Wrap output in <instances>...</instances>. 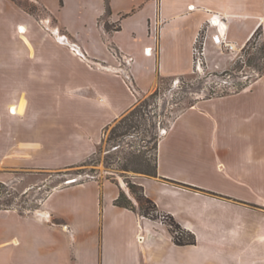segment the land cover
<instances>
[{"label": "crops", "instance_id": "1", "mask_svg": "<svg viewBox=\"0 0 264 264\" xmlns=\"http://www.w3.org/2000/svg\"><path fill=\"white\" fill-rule=\"evenodd\" d=\"M31 1L54 21L53 31L0 0V181L10 184L21 179L15 174L65 169L93 155L104 131L140 98L192 73L202 29L207 66L220 70L264 27V0ZM216 15L233 51L212 40L208 23ZM156 156L157 176L136 174L131 182L192 233L194 245H176L162 220L116 205L121 192L136 203L122 180L92 178L50 189L33 213L0 209V264H264V231L195 234L173 208L177 195L230 208L264 201L242 190L255 181L264 191V178L257 179L264 171V75L182 109ZM44 182L30 186L40 190Z\"/></svg>", "mask_w": 264, "mask_h": 264}, {"label": "rangeland", "instance_id": "2", "mask_svg": "<svg viewBox=\"0 0 264 264\" xmlns=\"http://www.w3.org/2000/svg\"><path fill=\"white\" fill-rule=\"evenodd\" d=\"M9 1L20 7L25 14L33 16L39 21L43 29V24L48 21L50 30L53 31L54 21L49 18L45 10L35 1ZM208 26H211L210 23H208ZM260 29L258 36L254 40L255 44L264 43V27L260 26ZM204 30L202 29L198 35L197 47L207 39V33ZM16 32L20 34L19 26H17ZM69 44L72 49H75L76 44L74 41H70ZM221 50L223 53L229 52L224 47H221ZM255 52L254 49L249 50L246 55H243L241 51L235 52L233 60L227 61L229 63L220 70L207 66L204 53L201 60L202 66L199 70L194 68V72L185 78L161 83L154 91L145 94L138 100L134 107L137 108L134 109V114L138 116L139 127L130 129V135L109 142L108 139L111 136L112 130L120 125L122 119L120 118L104 131L101 142L96 148V151L99 152L91 155L83 163L60 170L37 172L29 176H23L22 174L24 173H18L13 177L21 179L14 182L15 185L0 181V207L2 209H15L23 213H33L39 210L40 203L45 197L46 192L65 185L66 181L75 178H79L77 183L92 178H114L122 180L127 185V182L132 181L131 176L139 174L135 170H144L147 166L154 165L157 142V139H154V134L158 133L161 136L163 131L169 128L174 117L188 106L187 102H193L216 93L233 94L238 92L237 90L240 87L248 86L257 79L256 70L246 65L247 58L254 55ZM212 56L213 61L219 58L215 52L212 53ZM239 60L243 63H241L242 68L237 70L236 67L240 65V63L238 65ZM260 65L264 68L263 61L260 62ZM225 71H229V74H226ZM145 101L149 103L148 113L150 121L154 126L150 134L146 132V130H149L148 121H143L139 114L140 107ZM116 142L121 143L122 147L120 149L114 148L110 152L109 146L114 145ZM263 178L264 171L259 170L257 179L263 180ZM40 181H45L43 188L40 190L31 188L30 185L32 183H40ZM252 182L254 183H249L248 185L242 184V190L245 191L246 196L250 197L253 195L257 197L256 194L263 196V189L261 187L257 188L255 181ZM177 196L179 197L174 202L173 208L180 217L193 226L194 233L204 234L206 230L210 229L229 231L238 229L239 227L258 230L259 234L264 231V201L262 200H249L247 201L248 205L242 204L235 208H230L228 205L216 206L199 198H189L183 195ZM132 198L135 201V197ZM184 205L188 206L184 207ZM134 206L137 208L136 203ZM224 212H236L237 215L231 218L227 216L228 214L224 215ZM238 213H241V215L238 216ZM158 219L162 220L169 227V221L165 217L160 216ZM242 242L245 243L244 245L249 243L245 238ZM258 245L260 244L258 243Z\"/></svg>", "mask_w": 264, "mask_h": 264}, {"label": "trees", "instance_id": "3", "mask_svg": "<svg viewBox=\"0 0 264 264\" xmlns=\"http://www.w3.org/2000/svg\"><path fill=\"white\" fill-rule=\"evenodd\" d=\"M260 30H261L260 27H258L254 31V33L250 36V38L246 42L245 46L241 49V53L243 55L248 54V51L251 49H254L256 51L254 55L247 58L246 65L248 67H253L254 70H256L257 78L264 75V68L260 65V62H262V61L264 62V43L261 42L260 44L259 43L255 44V42H254V40L258 36ZM239 63H240V65H239ZM241 63H243V62L239 60V62H238L239 66L236 67L237 70L242 68ZM193 72H194V68H193L192 73ZM228 72L229 71H225L226 74H229ZM245 87H247V85L240 87V89H238L237 91H241ZM225 95H228V94H224V93H218L217 94L216 93V94L207 95L204 98H211V97H217V96L219 97V96H225ZM196 101L187 102V105L192 106V105H194V103ZM148 106H149V103L147 101H145L140 107L139 114L141 115V118L143 119V121H148L149 130H146V132L150 134L151 130H152V128H154V126L152 125V123L150 121V117H149V113H148ZM134 109H137V108H134ZM134 109L131 110L130 112H128L121 119L120 125L115 127L112 130L111 136L108 139L109 142H113V141H116L117 139H120L122 137L130 135L129 134L130 129H132V128L135 129V128L139 127L138 126V123H139L138 122V116H136L134 114ZM159 138H160L159 134L155 133L154 139H157L156 146H155L156 151H157V143H158ZM121 147H122V144L119 142H116L114 145L109 146V150H110V152H112L113 151L112 149H114V148L120 149ZM98 152L99 151H96L94 154H97ZM156 158H157V156L155 153V159H154V165L153 166H147V168H145L144 170H135V172H137L141 175H144V176H148V177H156L157 176V159ZM127 186L129 188L131 196L135 197V201L137 203V208L131 204V202L128 200V198L124 194V192H121L120 196L115 201L116 205H118L120 207L128 208L132 211H137L140 215L147 217V218H150V219H153V220L158 219L160 216L165 217L169 221V230H170V233L172 235L173 242L176 245L185 246V245H194L196 243L195 236L192 233L183 229L174 220V218L172 216L163 215V214L159 213L156 204L144 194L143 188L141 186L136 185L132 182H127ZM0 209H2V207H0Z\"/></svg>", "mask_w": 264, "mask_h": 264}, {"label": "built area", "instance_id": "4", "mask_svg": "<svg viewBox=\"0 0 264 264\" xmlns=\"http://www.w3.org/2000/svg\"><path fill=\"white\" fill-rule=\"evenodd\" d=\"M217 20V22H216ZM210 25L215 28V33L212 35V40L216 45H219L220 47H224L225 49H227L228 51H233L235 48L234 46L227 40L226 38V34H225V22L222 18H220L219 16H213L210 21H209ZM224 29V30H223ZM199 40V36L196 37V41L193 47V68L199 70V68L202 66V58L204 56V45H205V41L202 43H200L201 45L199 47H197V43ZM151 48H148L145 50L146 53H151ZM196 55H197V59H196ZM196 65V66H195ZM63 229L70 235L73 236V232L71 230V228L68 225H64Z\"/></svg>", "mask_w": 264, "mask_h": 264}, {"label": "water", "instance_id": "5", "mask_svg": "<svg viewBox=\"0 0 264 264\" xmlns=\"http://www.w3.org/2000/svg\"><path fill=\"white\" fill-rule=\"evenodd\" d=\"M79 181V178L71 179L65 182V184H75Z\"/></svg>", "mask_w": 264, "mask_h": 264}, {"label": "bare ground", "instance_id": "6", "mask_svg": "<svg viewBox=\"0 0 264 264\" xmlns=\"http://www.w3.org/2000/svg\"><path fill=\"white\" fill-rule=\"evenodd\" d=\"M216 22H217V21H216ZM19 31H20L21 33H23V32H24V28H22V27L20 28V27H19ZM12 112L15 113V108H12Z\"/></svg>", "mask_w": 264, "mask_h": 264}]
</instances>
